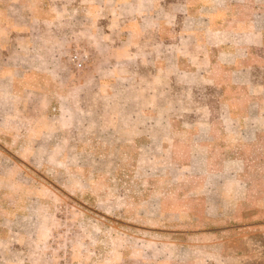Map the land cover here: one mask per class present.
<instances>
[{"label":"rangeland","instance_id":"374dc122","mask_svg":"<svg viewBox=\"0 0 264 264\" xmlns=\"http://www.w3.org/2000/svg\"><path fill=\"white\" fill-rule=\"evenodd\" d=\"M78 6L51 1L39 5L45 20L30 21V118H15L10 130L0 124V264H264V132L247 142L224 138L229 147L214 149L210 165L218 175L188 181L178 178L186 140L174 149L113 142L101 130L98 84L84 73L91 45L101 42L100 20ZM75 53L87 55L81 71ZM224 156L242 161L220 164ZM163 206L191 208L186 235H161L169 243L149 231L178 219Z\"/></svg>","mask_w":264,"mask_h":264},{"label":"crops","instance_id":"0c3cea01","mask_svg":"<svg viewBox=\"0 0 264 264\" xmlns=\"http://www.w3.org/2000/svg\"><path fill=\"white\" fill-rule=\"evenodd\" d=\"M51 1L0 0V104L9 103L0 108V124L6 130L15 118L30 114L32 64L25 56L32 46L30 21L45 20L39 5ZM64 1L78 9L85 4L100 20L101 42L91 45L95 58L84 73L98 84L96 95L103 100L101 130L113 133L119 146L146 141L174 149L186 140V167L178 178L188 181L218 175L210 165L214 149L229 147L224 138L247 142L264 132V8L255 0ZM34 4L31 15L25 9ZM18 86L23 91L16 92ZM16 100H22L18 108ZM110 101L116 113L104 110ZM177 114L185 117L183 126L174 123ZM240 161L224 156L220 164ZM167 207L161 212L178 213V219L151 225V235H186L191 208Z\"/></svg>","mask_w":264,"mask_h":264},{"label":"built area","instance_id":"2783aa9c","mask_svg":"<svg viewBox=\"0 0 264 264\" xmlns=\"http://www.w3.org/2000/svg\"><path fill=\"white\" fill-rule=\"evenodd\" d=\"M87 55L75 53L72 56V62L77 71H81L87 66Z\"/></svg>","mask_w":264,"mask_h":264}]
</instances>
